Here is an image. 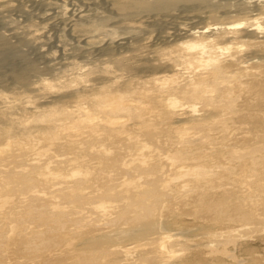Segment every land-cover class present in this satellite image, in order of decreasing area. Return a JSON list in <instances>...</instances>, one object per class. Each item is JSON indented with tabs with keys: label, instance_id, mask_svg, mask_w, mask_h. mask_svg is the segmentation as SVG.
I'll use <instances>...</instances> for the list:
<instances>
[{
	"label": "bare ground",
	"instance_id": "bare-ground-1",
	"mask_svg": "<svg viewBox=\"0 0 264 264\" xmlns=\"http://www.w3.org/2000/svg\"><path fill=\"white\" fill-rule=\"evenodd\" d=\"M101 1L70 23L81 63L46 66L53 90L0 34V66L20 64L0 89L24 92L0 96V264H264L248 259L264 244V0ZM186 3L231 21L184 28L178 49L174 27L147 35L144 18Z\"/></svg>",
	"mask_w": 264,
	"mask_h": 264
},
{
	"label": "rangeland",
	"instance_id": "rangeland-1",
	"mask_svg": "<svg viewBox=\"0 0 264 264\" xmlns=\"http://www.w3.org/2000/svg\"><path fill=\"white\" fill-rule=\"evenodd\" d=\"M96 1L97 3L102 2L101 0ZM96 1L0 0V34H4L5 36L9 37L7 38V44L11 47L10 51L12 57L24 58L31 64L27 68L28 70H30V78L34 82V86L40 88L37 90L38 92L40 90L44 91V89L53 90L52 87H49L45 83L52 80L54 82L56 81L55 73L57 70L51 71L46 69V66L48 64H51V62L58 61L60 59L62 60V62L75 61L81 63V60L85 56L83 54L84 49L82 48L76 51L72 44L76 43V41L82 40L84 36H86V33L83 30L78 29V25L72 26L70 23L72 21H75L73 16L76 15L81 9L86 6H88L87 8L92 9L91 12L93 14L100 13L101 9H104V4L98 3L99 5H97ZM83 4L87 5L83 6ZM192 4H180L181 6H176L170 12L168 11L169 14H166V11L159 13V15L155 14L158 18H156L154 14H152V16H149L150 19L149 17L148 19L147 17L144 18V28L147 27V30L148 28L151 31L154 30V32L147 33V35H153V33H155V30L158 27V24L155 23L158 21L162 23L163 27H174L175 32L178 34V38L176 41L173 42V45L170 46V48L178 49L181 47L182 41L188 38L186 37V34L183 33L184 28L204 27V29H208L211 27H215L217 25V22H219V25H224L225 23H227V21H231V19L225 18L223 15L220 18H211L206 11L207 7L205 5H201L199 8V5L197 3ZM100 5L103 8H101ZM195 5H198V8ZM203 6H205L206 8H203ZM88 17L91 16L85 15L84 19ZM140 23L141 22H134L133 24V22H130L129 25L132 27H137L138 25H140ZM72 27L75 30H73ZM119 30L121 32H127V29L124 26L120 27ZM150 35L149 37L152 36ZM86 49L90 50L91 47L89 46ZM4 54H6V52L0 50V56H3ZM64 54H68L69 56L62 58ZM17 60L8 59L5 64L1 65L2 67L0 66V72L2 70L6 71L7 69H9L7 64L11 65L15 69H19L20 64L16 62ZM126 62L129 63L131 66L141 65L136 59H130ZM79 63H72L67 66H69L70 70L73 72H80V70L76 66V64ZM35 66L36 69H34ZM144 67H147V72L148 70H154L153 68H151V66H147L146 64L138 66L134 69L139 70ZM6 88L8 89H0V96L24 94L19 84L18 86H15V91H12V89H9V87ZM35 100L37 103L41 102V98L39 97H36ZM248 120L251 125H256L255 118L251 117L248 118ZM2 204L3 203H0V205ZM195 208L196 206L188 205L187 207H183L181 211L184 212L183 215H186L189 219H193V212ZM202 210L206 211L207 215L201 216V218L205 220H210L211 222H215L216 220H222L225 217L224 214L218 212L219 209L202 208ZM249 242L251 243V247H255L258 251L255 256L253 257L251 255H248L253 252L252 250L248 249L250 248L249 245L243 246L244 248H239L238 253H245L246 256L248 255L249 261L259 262V260L255 258H264V244L260 243L261 241L259 239L256 241ZM229 245L233 246L234 244L230 242ZM25 249L27 248L25 247ZM18 258H25V256H21ZM194 258L201 257L199 255H196ZM216 258L218 257L210 256V262H215Z\"/></svg>",
	"mask_w": 264,
	"mask_h": 264
}]
</instances>
